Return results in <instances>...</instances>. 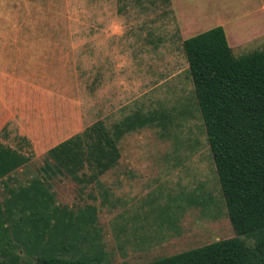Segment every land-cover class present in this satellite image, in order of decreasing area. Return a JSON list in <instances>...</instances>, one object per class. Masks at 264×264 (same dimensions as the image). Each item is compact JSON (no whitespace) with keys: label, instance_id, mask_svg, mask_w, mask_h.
<instances>
[{"label":"rangeland","instance_id":"374dc122","mask_svg":"<svg viewBox=\"0 0 264 264\" xmlns=\"http://www.w3.org/2000/svg\"><path fill=\"white\" fill-rule=\"evenodd\" d=\"M262 1L194 0L191 9L201 13L192 33L177 14L178 0H0V110L17 112L1 139L35 155L16 181L26 184L43 167L46 154L37 156L35 146L45 151L137 109L175 117L165 137L145 128L120 142L116 168L125 173L109 172L85 189L68 176L52 181L59 207L74 216L81 207L97 209L87 212L98 222L82 230L79 252L89 256L98 244L103 264H147L236 237L182 45L225 20L235 25L225 31L236 56L263 50L264 39L245 40L254 31L236 21ZM19 101L26 111H16ZM184 109L191 114L181 116ZM21 117L32 123L30 139ZM3 192L0 185V199Z\"/></svg>","mask_w":264,"mask_h":264},{"label":"trees","instance_id":"16d2710c","mask_svg":"<svg viewBox=\"0 0 264 264\" xmlns=\"http://www.w3.org/2000/svg\"><path fill=\"white\" fill-rule=\"evenodd\" d=\"M182 48L236 237L147 264H264V49L236 56L222 27L185 40ZM174 118L159 108L137 109L111 127L98 121L52 148L26 184L14 177L34 154L4 143L6 125L0 133V264H103L102 245L94 244L88 256L76 244L86 225L97 224V213L87 216L95 209L74 216L59 207L52 181L68 176L83 189L98 183L119 164L127 135L156 128L165 137Z\"/></svg>","mask_w":264,"mask_h":264},{"label":"crops","instance_id":"0c3cea01","mask_svg":"<svg viewBox=\"0 0 264 264\" xmlns=\"http://www.w3.org/2000/svg\"><path fill=\"white\" fill-rule=\"evenodd\" d=\"M180 1V4H181V7L180 6H177V14L178 16L180 17L181 21L183 22V26L185 24L186 27H184V29L186 30H192L191 32L193 33L195 31V29H198V23H200L199 21V18H200V11L198 13H194V11L191 9L192 8V5L195 3L194 0H178V2ZM254 7L255 9L250 12V13H245L243 15H239V17L236 19L237 23L241 24V27H244V26H248L249 29H252L254 32H251L249 33L248 37H246L245 40H263L264 39V0L261 2V3H255L254 4ZM224 22L222 23L224 27H222L224 30L226 29H230L229 26L227 24H230V26H235L232 22H225V20H223ZM204 22H205V19H204ZM256 22V23H255ZM207 24V23H206ZM204 24V25H206ZM203 25V26H204ZM183 29V31H184ZM187 34H190L188 33V31H186ZM226 33V31H225ZM183 34H185V32H183ZM193 35V34H192ZM185 36V35H184ZM227 36V34H226ZM228 40V38H227ZM185 41V39H184ZM240 42H243V41H240ZM238 42V46L242 45L243 43L247 42V41H244L243 43H240ZM229 43V42H228ZM244 45V44H243ZM231 47V46H230ZM232 48V47H231ZM233 49V48H232ZM234 50V49H233ZM8 102H11L10 100ZM26 101H19L16 105H17V109L16 111L19 109L20 112L21 111H26L28 106L26 105ZM11 106H13V104L11 103L10 104ZM7 110H11V109H8ZM3 109L0 110V124L3 123V118L6 117L7 121L3 123V125L1 126L0 128V133L2 131V129L13 119L17 116V112L15 114L11 113V114H7V116H3ZM22 114L26 115L24 112H22ZM21 121H20V125L21 127H24L23 130H22V134L23 136H25L26 138L30 139L31 138V131L29 129V124H32V123H29L27 120H25L24 117H21ZM79 133H76L75 135H77ZM74 135V136H75ZM73 137V136H72ZM71 137H69L68 139H70ZM66 139V140H68ZM64 140V141H66ZM63 141V142H64ZM62 143V142H61ZM60 144V143H59ZM57 144V145H59ZM57 145L43 151L42 148L43 147H37L35 146L34 147V150H35V153L37 156L39 155H42V153L44 154H47L52 148L56 147ZM35 156V155H34ZM117 167V166H116ZM115 167V168H116ZM113 168L111 171L109 172H113V171H116V170H120V172L122 173H125L126 172V169H120V168ZM108 172V173H109ZM57 204V203H56ZM88 207H94L92 205L90 206H86V207H81L79 208L78 210H76L77 214L79 215L81 213V211L87 209ZM95 209V207H94ZM72 210V209H70ZM97 210V209H95Z\"/></svg>","mask_w":264,"mask_h":264}]
</instances>
